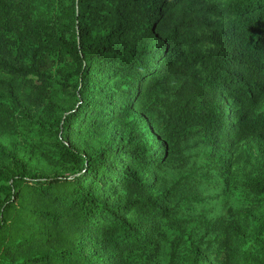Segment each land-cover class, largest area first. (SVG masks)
Masks as SVG:
<instances>
[{
    "label": "trees",
    "instance_id": "obj_1",
    "mask_svg": "<svg viewBox=\"0 0 264 264\" xmlns=\"http://www.w3.org/2000/svg\"><path fill=\"white\" fill-rule=\"evenodd\" d=\"M263 99L264 0H0V109L56 131L34 155L0 141V264H264V217L197 209L204 159L264 144Z\"/></svg>",
    "mask_w": 264,
    "mask_h": 264
},
{
    "label": "rangeland",
    "instance_id": "obj_2",
    "mask_svg": "<svg viewBox=\"0 0 264 264\" xmlns=\"http://www.w3.org/2000/svg\"><path fill=\"white\" fill-rule=\"evenodd\" d=\"M97 85L100 87H110L115 85V80L103 78ZM104 102L106 113L111 112L113 106L111 94H106ZM260 107L264 109V99ZM105 117L107 118L105 126L106 133L104 134L105 140L118 147L135 143L132 135L128 131L111 122L110 115H105ZM129 117H133L132 113ZM32 126L30 122L25 121L10 110L0 109V141L8 148L17 150L25 156L34 155L32 150L38 139L53 140L56 137L54 128L34 129ZM223 153L228 164V170L225 172L216 168L215 164L210 160L204 159L202 162L205 166H208V170H212L214 173L208 174V171L205 170L203 173H200L202 175V179L200 180L202 185H200L198 192H202V197L205 194L217 195V199L212 203L206 202L207 199H203L197 209L204 210L209 205H218L227 202L241 206V208L248 206L249 208L245 210L248 216L252 218H263L264 195L254 194L247 183L249 179L254 178L256 173L264 168V144L256 141L242 142L238 144L236 149L224 151ZM115 165L124 172L134 174V169L121 155L115 157ZM182 174L186 175V172H182ZM147 175L153 176L150 171ZM177 178L178 175L170 176V179L166 178L165 184L160 189L171 188ZM108 187L110 189L109 200L111 203H120L127 199L123 191L116 190L115 184L110 183ZM199 223L200 218L196 217V223L194 224L198 225ZM174 234L171 233L170 236L173 237ZM185 245L186 243L179 249L178 256L180 259H182V254H185L183 251L186 247ZM184 250L186 251V249Z\"/></svg>",
    "mask_w": 264,
    "mask_h": 264
}]
</instances>
